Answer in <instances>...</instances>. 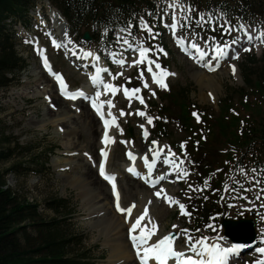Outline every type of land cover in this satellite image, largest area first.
Masks as SVG:
<instances>
[{
  "label": "rangeland",
  "instance_id": "1",
  "mask_svg": "<svg viewBox=\"0 0 264 264\" xmlns=\"http://www.w3.org/2000/svg\"><path fill=\"white\" fill-rule=\"evenodd\" d=\"M180 1L184 4L188 3V0ZM37 3H39V10H36V13L33 11L29 12L30 18L32 17L29 25L22 26V22H20L15 27L17 35L15 47L19 55H22L26 59L28 66L23 70L20 79L15 84L6 89H0V151H7V153L10 154L9 159L0 161V172L15 166L14 169H12L14 171L6 174V184L21 197L38 204L39 217L36 219L39 221H47L56 216L47 206L48 200L57 198L64 199L66 201V210L72 212V215L67 218L58 217L57 225L68 234L80 236L79 243L72 247L73 252H83L85 256L92 261V264H115L110 263V242L107 240V235L102 232L103 225L99 224L100 222L98 219L101 217L100 213L97 211H95L97 212L95 213L94 210L88 208L89 205L83 199L84 197L81 188L77 184L75 185L71 178L79 177V175H83L84 177L88 171H90L91 181L93 180L95 182V185L97 186L96 189L102 194L101 197H103V195L106 196L110 208L113 209L111 196L109 195V188L106 184L103 185L95 179V177L101 179L95 173L99 123L92 112L88 110L86 104L82 107L80 104L70 103L67 99L58 95V86H56L55 82L51 80V77L48 76L47 72L44 73L41 70L38 62V52L35 50L34 46L28 44V34L32 33L40 38L42 44L47 48L48 59L52 63L54 70L63 75L71 89L79 88L84 82H86L84 73H88V71L77 65L71 66L63 59L62 52L49 44L48 40L44 37V33L39 23L44 13V4L41 0ZM180 7L181 6L179 5V8ZM51 9H53V7ZM171 15L172 14L168 15V17ZM155 17L156 15L153 17V22ZM157 20L158 22L155 23V25L158 28H166L165 26L168 24L167 21H162L161 18H158ZM45 22H48L47 16H45L42 25L46 36L49 37L46 33ZM242 22L248 25L249 28H258L261 34L264 33V13L259 14L253 11H248L245 15V20ZM192 27L195 28V30L188 25V16L184 14L181 17V28L179 33L188 36L192 35L199 44L206 45L208 39H211V37L208 36L211 33H200L195 26ZM82 30V27L75 28L74 37L79 44L91 49H96L100 52L104 51V49L112 51L120 49L123 44L122 40H118L120 37L119 32L114 34L117 37L114 39L106 40L103 37H99L91 39V41H84L80 37ZM155 30L153 29V32ZM139 31L142 30H138V32L132 36L134 45L147 43L149 41V34ZM95 32L101 33L103 30L100 27H97L95 28ZM105 33L106 32L104 31V34ZM161 36L163 38L162 40L171 48L169 64H162L164 65L163 68H167L168 73H174V75L166 76L165 82L170 88L172 87L175 89V95H178L177 89L187 88V97L200 107L207 106L208 108H211L213 110L211 112L213 115L217 113L218 101L227 93L231 94L233 108L238 110L239 113H243L240 101L243 102L245 99L256 101L258 95L255 91H251L253 88L249 87L248 89L243 86V65L247 60V56H254L258 62L255 65H251V68L255 66L253 76L259 77V71L261 72L262 68H264V43L262 44L263 49L262 46H260L259 50H256L257 52L249 50L242 53L241 58L237 61L239 67L238 77L235 75L237 74L238 69L234 74L229 70L230 64H227L228 68L225 67V70H228H226V72L222 70L223 67L204 69L203 72L207 71L208 75L214 76V84L217 85V88L213 91L211 88L201 87L196 83L195 79L191 77L193 72L200 70H197L196 66L192 64L189 59L181 57L177 53L179 51L177 50V47L174 46L170 34L162 32ZM243 39L244 37L242 38V43L240 45H232L236 48L239 55L241 50L248 45L254 46V44L245 43ZM222 41L227 42L224 37L222 38ZM208 48L212 49V46ZM261 49L262 51H260ZM155 51H159V48H156ZM229 56L230 59L227 62H231L236 58V55L230 54ZM78 57L80 56H77L76 58ZM112 58L114 59V56H112ZM129 62L131 65L134 62L132 55L129 58ZM86 63L88 64V62ZM89 63L92 64V60H90ZM32 69L39 72V76L36 75L37 77L35 76V78L33 74H29V71ZM130 70V67L126 69V74L122 77H116L115 75L110 77L117 88L123 83L130 85L131 83L134 84L144 81L147 78V76L141 71L129 75ZM38 77L39 79H37ZM34 78L37 80L34 81ZM37 87L40 92L35 94L34 89H37ZM164 89L165 88L155 89L147 91L146 93V99L149 100L150 105L152 102L155 103L154 107L149 105L148 109L149 115L154 118L151 123V125L154 124L155 126L153 133L156 135V130H158V128H156L158 125L156 123L157 112L159 110L167 109L168 112H171L172 117L161 118V124H163L166 129L162 140L169 141L173 147H179V144H183L187 149L190 142V136L176 118L178 113H180L179 108L168 100L171 99V97L168 96L167 99L164 96ZM239 90H244L243 96L240 95ZM153 93L155 94L153 95ZM46 96H48V99ZM162 96L164 97L162 98ZM115 105L117 114L121 118L122 125L123 122H125L124 127L126 128L130 126L132 128V133L137 134L138 129L136 124H139L142 119L134 116L136 102L132 103L131 100L125 101V98L122 95H117L115 97ZM262 106L264 108V99L262 101ZM62 109L63 111L68 112L69 117L68 119L64 118L62 120H57L56 117H59L57 115H59ZM121 110L124 112L123 115H121ZM165 113L166 111L164 114ZM91 116L94 119L93 121H91ZM45 119L51 120V122H44ZM66 120L69 121L66 122ZM191 120L193 125L199 126V119L197 117H192ZM43 123L46 124L41 126ZM69 126L73 128L72 134L67 133V128ZM4 137L10 139L11 143L9 145H7L3 139ZM136 141H139V139ZM123 150L124 147L119 142L113 145V153H111L109 164L117 173L120 171V178L118 181H120V184L122 185L119 184L123 191L125 205H127L135 200V195L140 190V186L137 184V186L133 185V189L131 186L132 182L136 181L132 178H126L123 176V172H121ZM183 156L186 158V161L183 163V168L185 170L184 176L181 178L182 183L176 186L173 185L172 187L178 194V199L183 201V204L187 206V202H194L196 196H198L200 188L196 181V176H198V174L195 173V166L193 163L187 161V150L184 152ZM44 157H47L45 168H40L36 165L31 166L30 170L25 171L23 165H18V163H26L30 158L33 162H40L44 160ZM118 168L119 171H117ZM178 174L181 176V172ZM261 188L264 189V186L261 185ZM173 189L172 191L175 196ZM259 189V187L252 189L251 194L255 198L247 209L245 208L244 202L241 203V207L245 211L243 214L238 213L236 206L230 207L228 205L225 209L226 212H222V209H219L216 213H208L206 215L208 219H205V221L202 222V218L198 219L197 214H183L182 211L177 213L176 208L166 206L163 203L159 204L160 202L158 203L157 201L154 206V214L156 215L154 219L156 220L153 219V222L159 227L164 226V229H167V231L179 229V233H189L193 238H198L209 232H216L217 235L215 236L221 239L222 229L217 225V221L221 216L225 215L227 218L243 217L250 213L248 211L252 210L251 214L255 217L258 227L261 228V225L264 226V192H259ZM233 191H235V188L228 187L225 190L222 199L228 202V200L235 198ZM171 204H175V201ZM119 217L120 219H123V214H119ZM214 218L215 220H213ZM27 224L28 222L26 223L27 233L31 237H34V228ZM215 236L211 235L210 237L212 239ZM179 241L180 245L177 244L179 249H186L185 246L187 239ZM244 262L245 261H238L237 264H246V262Z\"/></svg>",
  "mask_w": 264,
  "mask_h": 264
},
{
  "label": "trees",
  "instance_id": "2",
  "mask_svg": "<svg viewBox=\"0 0 264 264\" xmlns=\"http://www.w3.org/2000/svg\"><path fill=\"white\" fill-rule=\"evenodd\" d=\"M50 1L56 3L63 14L75 24L82 23L87 17L97 21H107L109 18L107 16L109 7L105 5L109 2L107 0ZM118 1L120 2L118 8L122 11L133 5L123 0ZM31 4L30 0H0V88L15 82L25 66V61L15 50L13 32L6 21L23 16ZM261 7H257V10H261ZM262 9L264 10V7ZM252 71L249 68L245 70V80L249 84L255 80L251 78ZM259 75L258 79L264 77V68ZM255 81L256 87L261 89V82ZM253 111V115L250 116L251 126L237 131L235 119L224 118L227 116V105L224 104L215 121L216 131L211 130L213 140L209 139L204 148L203 146L201 148L207 155L212 156H217L214 152L217 144L222 145L225 150L229 148L241 150L243 156L252 149L254 152L259 149L260 154L256 159L263 157L264 111L262 113L258 106ZM3 139L10 144V139L7 137ZM211 145H214V150L208 149ZM228 156L227 153L225 157ZM9 157L7 151H0V161ZM18 165L22 166V163ZM37 165L44 167L42 162ZM24 166V170H27L28 167ZM14 167L0 172V264H91V260L83 252L75 253L72 250V247L79 243L80 236L68 234L57 225L58 217L67 218L72 215V212L66 210V201L62 198L48 200L47 206L56 216L47 221L37 220L38 204L21 197L6 184V174L14 171L12 170ZM27 222L28 226L34 228V237L26 231Z\"/></svg>",
  "mask_w": 264,
  "mask_h": 264
},
{
  "label": "bare ground",
  "instance_id": "3",
  "mask_svg": "<svg viewBox=\"0 0 264 264\" xmlns=\"http://www.w3.org/2000/svg\"><path fill=\"white\" fill-rule=\"evenodd\" d=\"M50 6L51 5L49 4V5H47V7H45V16H47L48 22L47 23L45 22L44 25L46 26V33L51 38L52 43L55 46L59 47L61 50H63L67 54V56L75 55L76 57L77 56L84 57L85 64H87L86 62H88V64H90L92 66L93 76L97 75V69H100V71H101L103 65L105 64L104 58L98 52H95V50L81 49V48L76 47L75 44L68 41V39L63 35V33L61 31L62 22L64 24V21H63V18L61 16L60 12H58L57 9H54V8L51 9L52 6L51 7ZM171 7L175 8V9H179V5L177 2L172 4ZM249 36L251 37V40H249ZM243 41L247 44H254L256 50H259L260 46H262V44L264 43L261 39H258L257 36L253 33L247 34V36L244 37ZM221 48H223V50L227 53V55H218L216 52V49L214 50V52L216 54V57H218L220 59L224 72H226L225 62L229 61V59H230L229 55L230 54L236 55V53H238V51L236 50V48L234 46H231V47H225L224 46ZM200 50L204 53V51L201 48H200ZM189 51L194 52V55H193L194 58H196L197 61H199V57L201 56L200 51H197L196 48L189 49ZM87 52H91L92 55H86ZM80 57H78V58H80ZM90 60H92V64L89 63ZM232 65H235V64H232ZM235 69L237 70L236 65H235ZM38 73L39 72H37L35 69H32L31 71H29V74H33L34 77L36 75L39 76ZM51 76H53V75H51ZM191 77H193V79H195L196 83H198L201 87L211 88L213 91H215L217 88V85L214 84V82H215L214 76L208 75L205 72H202V71L193 72L191 74ZM35 78H34V81L39 79V77L37 79H35ZM108 83L109 82L107 80L99 77L98 82L95 83V85H97V92L100 93L99 97H96L97 92H95V93L91 92V97H95L97 100V103L102 107H103V101H102L101 94L104 92H107L108 89H105V84H108ZM83 87H84L85 91H89V87H85V86H83ZM34 92H35V94L39 93L40 92L39 88L37 87V89H34ZM77 101L81 103V101H79V100H77ZM106 113L108 115V111H106ZM57 116H59V117H56L57 120H62L64 118L68 119L69 114L67 111H63V109H62V111ZM92 116H91V118H92ZM93 120L94 119L92 118L91 121H93ZM48 121L51 122V120H47V119L44 120V122H48ZM68 121L69 120H66V122H68ZM45 124L46 123H43L41 126H43ZM113 125L114 124H112V123L109 124V130L110 131H112ZM67 130H68L67 133H70V134L73 133V128L71 126H69L67 128ZM101 131H103V127H101ZM110 146H111V142H109L107 145V148L109 150H110ZM110 156H111V151L109 154V158L107 160V166H109ZM159 156H160V154L157 153L156 159L154 162H151L149 160V161L143 163L140 161L138 155L133 160H131V162L137 166L140 175L145 177L146 181L143 183L140 181L132 182V185H131L132 188H133V185L134 186L138 185V186H140V190L136 194L135 202L133 203L135 205V207L133 208L132 213L129 216V218L127 220H125V223L122 221L123 219H120L119 215H117V211H116L117 209H114V207H113V209L110 208V206L107 202L106 196L103 195V197H101L102 194L99 190L96 189L97 186L95 185V182L93 180L91 181L90 171H88V173L84 177H83V175H79V177H75V178L71 177L73 179V183L75 185L77 184L81 188L82 194L84 197L83 199L89 205L88 208H91L92 210H94V212L95 211L99 212L101 215L100 218L98 217L99 218L98 221L100 222L99 224L103 225V229H102L103 231L102 232H103V234L105 233L107 235V240L110 242V255H109V259H111L110 263L136 264V261H138V260L141 261L139 259V256L137 255V252L133 253L130 251V243L127 240L126 230L128 229V231H129V229L131 227V223H133L135 221V218L143 212L145 207L148 208L149 217L152 220L154 218V215H155L154 214V206L157 203V201H159V199L164 200L165 204H171L175 200V196H174V193H173V191L169 185V182L173 181L175 183H178V181L180 179L179 178L180 175L178 173L181 172L180 167L177 165V163H175L177 166L175 169H170L169 167H165V165L160 167V160L162 158H159ZM136 160H138V161H136ZM148 164L152 165L150 176H149V168L147 167ZM161 164H162V162H161ZM156 166H158L157 170H155ZM176 169H177V172H176ZM157 175H162L163 179H161V182L158 184L157 187H152L150 184V181L152 180L153 177H155ZM124 176L128 179L132 178L127 173H124ZM95 179L103 185L106 184L105 182H102L103 181L102 179H98L97 177H95ZM116 182H117V189L120 193L121 206L122 207H128V206H125V204H124L123 191H122V188L119 185V181L117 179H116ZM146 182L148 183V185H145ZM149 190H151V192H149ZM158 190H162V194L160 197H157L155 195L156 191H158ZM167 197H173L174 200L172 202H169ZM149 202H151V203H149ZM133 204H131V205H133ZM131 205H129V206H131ZM97 212H95V213H97ZM124 214H126V216L128 215L127 213H124ZM98 221H97V223H98ZM93 222H94V220H93ZM141 225H142L143 229H146L149 231L152 230V224H151V222H149V218H147V217L141 221ZM141 230H142V228L138 227L136 229L135 234L138 235L141 232ZM163 230H164V228H161L162 234L157 233V231L155 230L154 234L147 241V245L154 244L156 242V240H158L159 237L163 236ZM203 243H207L209 245L220 244V243L214 242V241H205ZM203 243H202V247L199 250V252L197 254H192V256L196 257V258L208 260V259H210L208 254L203 253ZM222 246H224V245H222ZM142 247H144V246H142ZM142 254L143 253L141 252V255ZM148 264H157V262H155L154 259H152L150 257L148 260ZM168 264H176V259L175 258H169ZM229 264H232V263L229 262Z\"/></svg>",
  "mask_w": 264,
  "mask_h": 264
},
{
  "label": "snow or ice",
  "instance_id": "4",
  "mask_svg": "<svg viewBox=\"0 0 264 264\" xmlns=\"http://www.w3.org/2000/svg\"><path fill=\"white\" fill-rule=\"evenodd\" d=\"M173 19H174V17H173ZM141 27L147 28V31L150 34L152 33V29L150 27H148L147 22H145L143 20H141ZM170 27H172L174 29L176 27L175 23L171 24ZM228 30L229 29H227V28L224 29V31H228ZM262 36H264V33H262ZM213 39H215V38L213 37ZM249 40H251L250 36H249ZM177 42L179 43V40ZM125 43H127V41H125ZM232 43L234 44V43H236V41H233ZM192 47L196 48L197 51H200L201 56L204 55V53L200 50V48L197 44L193 43ZM225 47H230V45H225ZM245 50L247 51L249 49H245ZM148 51H149V48L141 47L140 48L141 57H144ZM216 52L218 55H227V53L223 50V48H221L219 46L216 47ZM86 55H92V53L87 52ZM236 58H239V53H236ZM43 59H44V66L48 69L49 73L51 75H53L57 79V81L59 82L60 90H61L62 94L66 95L68 98H71L73 100L76 99L77 96L83 97L85 99L90 98L88 93H86L84 90L78 89L75 92L68 91L67 90L68 86L66 84V81L63 79L62 74L54 72L52 70L46 56H44ZM119 62L123 63V61H119ZM149 63L151 64L152 61L150 60ZM156 68L161 69L160 73H159V75H157V73L153 72L152 79L156 83H158L161 87L167 88V84L164 82L163 77L165 75H174V73H168L166 69L161 68L159 63L156 64ZM148 70H149V72L153 71L151 67H149ZM232 70H233V73L235 74V71H236L235 65H232ZM99 72H100V69H97V75H94L91 77L93 84L98 82ZM145 87H147V84H145ZM105 89H112L113 91H115V87L111 84H105ZM134 91L139 92L140 90L135 89ZM125 94H127V89H125ZM154 94L155 93H153V95ZM99 95H100V93L97 92L96 97H99ZM140 99H141V103H144L143 98L141 97ZM91 102H92L93 108H95L97 110V112L101 115V118L104 119V113L101 111L100 106H98L96 98L92 97ZM123 114H124V112H123V110H121V115H123ZM137 114L141 115V116H147V114L145 112L140 111V110H137ZM194 115H195V113H194ZM108 116L111 119H104L105 133H104L103 141L105 144H108L109 142H114V138L108 135V127H109L110 123H112V124L117 123L116 117L112 116L110 111L108 113ZM153 119L154 118L152 116H147L148 123H151ZM117 127H118V124H117ZM141 127H143V125H141ZM144 135L145 136L148 135L147 131H145ZM156 143H157L156 141H153V144H156ZM101 155L106 158L107 152L104 149H101ZM128 156L130 159H134L133 153L131 151L128 152ZM145 159H147V157H145ZM98 166H99L100 174L102 176H104L105 179H107L112 184V191H113V194L116 198V209H117V211H119L121 213H127L128 214L126 216V220H127L129 218V216L131 215L132 210L135 207V205L133 204V205L128 206V207H122L121 206L120 193L116 187L115 177L106 172L104 161H101ZM147 167L149 168V176H150L152 165L148 164ZM128 171L134 172V174H136V175H140L139 172L134 171V166H130L128 168ZM157 179H163V177H158ZM150 183L155 184V181H150ZM226 187H227V185H226ZM261 191L264 192V189H262ZM161 194H162V190H158L155 193V195L157 197H160ZM167 199L169 200V202H172L174 200L173 197H167ZM149 203H151V202H149ZM177 203H178V201H177ZM180 208L183 210L185 208V206L183 204H180ZM146 217L149 218V222H151V218L149 217V212H148L147 207H145L143 212L135 218V221L133 223H131V227L129 229L130 239L133 243V246L136 248V252H137V255L139 256V259L141 260V264H148V260L150 257H154L157 264H168L169 258H175L176 264H229L230 254H235L238 251V249L241 247L240 245H236V244H233L229 247H224L220 244L209 245L207 243H203L204 238H201L200 241H196L194 244H191L190 247L192 249H194L197 244L203 243V253H207L208 256L210 257V259L205 260V259L196 258L193 256H185L183 252L176 251L174 249V246H173L171 234L165 235L161 239L156 240V242L154 244L147 245V241L154 234L155 230L157 229V225L155 223H152V230L151 231L143 229V227L141 225V221L144 220ZM138 227L142 228L139 235L135 234L136 229ZM189 239L191 240V237H189ZM221 239H223V237H221ZM142 246H144V247H142ZM141 252L143 253L142 255H141ZM257 252L264 254V248H258ZM255 264H264V259L256 261Z\"/></svg>",
  "mask_w": 264,
  "mask_h": 264
},
{
  "label": "water",
  "instance_id": "5",
  "mask_svg": "<svg viewBox=\"0 0 264 264\" xmlns=\"http://www.w3.org/2000/svg\"><path fill=\"white\" fill-rule=\"evenodd\" d=\"M224 226L226 233L235 241L250 242L253 239L252 225L248 221H227L224 223ZM239 232H243L244 235H237Z\"/></svg>",
  "mask_w": 264,
  "mask_h": 264
}]
</instances>
